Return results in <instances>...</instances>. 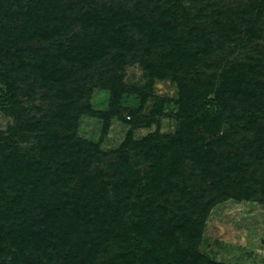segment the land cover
Returning <instances> with one entry per match:
<instances>
[{"label":"trees","instance_id":"16d2710c","mask_svg":"<svg viewBox=\"0 0 264 264\" xmlns=\"http://www.w3.org/2000/svg\"><path fill=\"white\" fill-rule=\"evenodd\" d=\"M130 64L174 76L186 124L105 152L79 119L120 115ZM0 105V264H217L200 202L264 204V0H0Z\"/></svg>","mask_w":264,"mask_h":264},{"label":"rangeland","instance_id":"374dc122","mask_svg":"<svg viewBox=\"0 0 264 264\" xmlns=\"http://www.w3.org/2000/svg\"><path fill=\"white\" fill-rule=\"evenodd\" d=\"M170 75L158 79L138 64L125 66L122 70L124 92L118 95V106L112 109L120 115L110 114L106 120L100 115L83 114L78 123V136L99 144L102 151L110 152L118 149L129 134L132 139H140L157 131L172 136L182 130L186 123L179 119L180 83ZM111 98L109 90L95 88L89 103L96 111L108 112ZM132 112H136V117ZM148 119L152 124L147 127ZM132 120L135 127L128 123ZM13 121V114L0 105V130L5 131ZM195 131L199 136L204 135ZM238 193L235 189L231 196L216 200L206 198L205 202H200V205H206L210 200L211 204L205 214L202 213L204 222L196 251L217 264H264V204L258 200L259 195L239 199L234 196ZM179 206L184 207L183 204ZM14 262H18V257L17 252L12 251L4 263Z\"/></svg>","mask_w":264,"mask_h":264}]
</instances>
